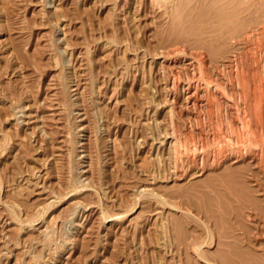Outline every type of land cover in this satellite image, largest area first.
<instances>
[{
  "label": "rangeland",
  "instance_id": "rangeland-1",
  "mask_svg": "<svg viewBox=\"0 0 264 264\" xmlns=\"http://www.w3.org/2000/svg\"><path fill=\"white\" fill-rule=\"evenodd\" d=\"M262 26L264 0H0V264H264Z\"/></svg>",
  "mask_w": 264,
  "mask_h": 264
},
{
  "label": "bare ground",
  "instance_id": "bare-ground-1",
  "mask_svg": "<svg viewBox=\"0 0 264 264\" xmlns=\"http://www.w3.org/2000/svg\"><path fill=\"white\" fill-rule=\"evenodd\" d=\"M251 12V11H250ZM256 17V16H255ZM262 29H264V26H262ZM262 31H264V30H262ZM262 33V32H261ZM262 34H264V33H262ZM208 48V47H207ZM246 77V76H245ZM247 78V77H246ZM238 80H239V78H238ZM245 81V83L247 84V79L246 80H244ZM244 81L243 80H241L240 81V83L241 84H243L244 83ZM243 86V88L242 89H244L243 91H244V95L246 96V94L248 93V91L247 90H245V86L244 85H242ZM262 87H264V84H262ZM191 91V90H190ZM247 91V92H246ZM246 92V93H245ZM191 93H193V92H191ZM196 95V94H195ZM250 95V94H249ZM244 96V97H245ZM253 97H254V100H253V102H251L250 103V101L249 102H247L246 103V105H245V107H246V109H248V115H247V117H246V119H245V128L247 129V131H248V133L249 134H251V136H254L255 135V133H256V131H257V127H258V121L256 120V117H255V115L251 112V110H250V108L252 107V105L251 104H253V107L254 106H256V105H259V107L261 108V107H264V89H262V91L258 94V95H256V94H254L253 95ZM252 97V98H253ZM246 98H247V96H246ZM195 99V98H194ZM255 108V107H254ZM257 108V107H256ZM244 121V120H243ZM262 121H264V120H262ZM262 124H264V123H260V125H262ZM262 127V126H261ZM260 147V146H259ZM251 151H252V156H251V158H253V156L256 154V152L253 150V149H251ZM248 152V151H247ZM260 154H261V156H260V158H259V162L261 163V165H264V149H262V150H260ZM249 154V153H248ZM258 156V155H257ZM258 201V200H257ZM256 201V202H257ZM252 202V201H251ZM251 206V205H250Z\"/></svg>",
  "mask_w": 264,
  "mask_h": 264
}]
</instances>
